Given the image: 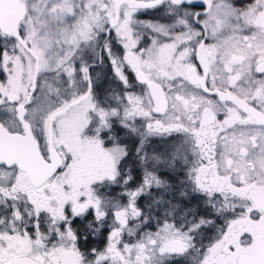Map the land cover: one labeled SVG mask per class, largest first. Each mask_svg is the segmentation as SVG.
<instances>
[{
	"label": "snow or ice",
	"instance_id": "6c2138e0",
	"mask_svg": "<svg viewBox=\"0 0 264 264\" xmlns=\"http://www.w3.org/2000/svg\"><path fill=\"white\" fill-rule=\"evenodd\" d=\"M0 76V264H264V0H0Z\"/></svg>",
	"mask_w": 264,
	"mask_h": 264
},
{
	"label": "flooded vegetation",
	"instance_id": "af4514ba",
	"mask_svg": "<svg viewBox=\"0 0 264 264\" xmlns=\"http://www.w3.org/2000/svg\"><path fill=\"white\" fill-rule=\"evenodd\" d=\"M248 0H234V3L237 5L246 4ZM138 14V17L142 18L144 21H154V22H169V17L165 14L164 7H159L156 9H149L145 11H141ZM117 50L122 51V49L117 45ZM127 75L129 76V79L136 83L135 76L130 71L127 72ZM96 83H95V91L100 96H109L112 91L120 92L123 90L122 83L115 77L114 71L112 70L111 65L108 63L107 58L105 57V64L102 67H97L96 69ZM3 77L0 76V79ZM137 93L140 91V87L138 86L136 89H134ZM139 124V122H138ZM165 137L159 141L158 147L161 148V154H170L173 149L180 144V137L181 134L179 133H173L171 135H164ZM122 139V138H121ZM123 140H125L123 138ZM138 168V167H137ZM138 172L139 169L137 170ZM159 175H161L162 178L167 179L169 176H174L173 173H170L169 170L164 167L163 165H160V168L158 170ZM176 200L183 201V203H178V207L184 208L185 212H192V213H198L199 216H206L211 211L203 202L202 197H181L177 194ZM187 205V207H185ZM177 219H182L181 217H177ZM188 219L191 220L192 216L189 215ZM213 219H216L213 217ZM217 223V229L212 227H207L206 235L204 236V244L207 245L209 242H211L214 237L217 235V231L219 228L225 227V221L220 218L216 219ZM216 233V234H215ZM205 234V233H204Z\"/></svg>",
	"mask_w": 264,
	"mask_h": 264
},
{
	"label": "rangeland",
	"instance_id": "374dc122",
	"mask_svg": "<svg viewBox=\"0 0 264 264\" xmlns=\"http://www.w3.org/2000/svg\"><path fill=\"white\" fill-rule=\"evenodd\" d=\"M137 16H138V14H137ZM138 18L141 19V20H143L140 17H138ZM152 22H154V21H152ZM164 137H165L164 135L151 136V137H149V142H148V145H147L149 153L155 152V153L161 154L162 151H161V148L159 149L158 144H159V141L161 139H163ZM122 138H127L128 139V137H126V136H122ZM136 164H137V167H138V169L140 171V172H138V176H137L138 178L136 177L137 178V183H138L139 180H140V178L142 177V169L140 168V166H139V164L137 162H136ZM159 168H160V166H158V170H159ZM153 191H155V189ZM112 194L115 195V196H120L121 195V192L119 191V189H116L115 191L112 192ZM126 200H127V198L124 197L123 198V202H126ZM139 203L141 205H143V203H144L143 199H141L139 201ZM162 217H163V213H162ZM170 219H171V217H170ZM179 221L180 220L177 219V222H179ZM152 223H153V227H155V223H156L155 220ZM215 228L217 229V223H216V227ZM206 230H207V227L204 229V231L202 233V236L201 237H198V239H203L204 238V236L206 235V232H205ZM105 240H106V232H105V235L104 236L97 237L95 241H90L89 243L91 245L89 244L90 245L89 248L99 247L102 250L103 247H104V241ZM203 242H204V240H203ZM184 264H190V260L189 261H185Z\"/></svg>",
	"mask_w": 264,
	"mask_h": 264
},
{
	"label": "trees",
	"instance_id": "16d2710c",
	"mask_svg": "<svg viewBox=\"0 0 264 264\" xmlns=\"http://www.w3.org/2000/svg\"><path fill=\"white\" fill-rule=\"evenodd\" d=\"M122 138V137H121ZM123 139V138H122ZM126 141L127 140H129V138L127 139V138H124ZM128 146H129V148L131 149L132 148V143L131 142H129V144H128ZM128 166L130 167V168H132L133 169V175L134 176H138V168H137V164H136V162L134 161V160H129L128 161ZM138 178V177H137ZM161 217H162V213H161ZM90 244V243H89ZM91 245V244H90ZM89 245V246H90Z\"/></svg>",
	"mask_w": 264,
	"mask_h": 264
}]
</instances>
